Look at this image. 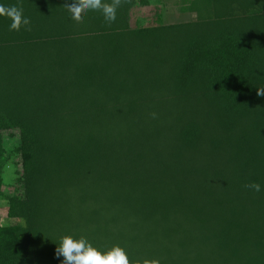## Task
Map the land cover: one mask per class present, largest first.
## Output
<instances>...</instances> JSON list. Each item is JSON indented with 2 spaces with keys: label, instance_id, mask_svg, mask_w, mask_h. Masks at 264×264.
I'll use <instances>...</instances> for the list:
<instances>
[{
  "label": "trees",
  "instance_id": "trees-1",
  "mask_svg": "<svg viewBox=\"0 0 264 264\" xmlns=\"http://www.w3.org/2000/svg\"><path fill=\"white\" fill-rule=\"evenodd\" d=\"M73 2L0 0L30 18L0 15V264H61L69 233L129 264H264V0L136 26L151 0Z\"/></svg>",
  "mask_w": 264,
  "mask_h": 264
},
{
  "label": "clouds",
  "instance_id": "clouds-1",
  "mask_svg": "<svg viewBox=\"0 0 264 264\" xmlns=\"http://www.w3.org/2000/svg\"><path fill=\"white\" fill-rule=\"evenodd\" d=\"M118 2L119 0H112V3H102V0H74L67 7L75 20L82 18V11L101 10L105 20L112 22L116 19ZM23 13L22 7L0 5V15L11 19L9 28L12 30H20L22 25L30 24V18ZM258 94H264V89H259ZM246 187L256 192L262 190V185L257 182L249 183ZM57 244V255L63 257L61 264H129L125 249L119 245L104 250L94 246L84 236H74L71 233L62 236Z\"/></svg>",
  "mask_w": 264,
  "mask_h": 264
},
{
  "label": "rangeland",
  "instance_id": "rangeland-1",
  "mask_svg": "<svg viewBox=\"0 0 264 264\" xmlns=\"http://www.w3.org/2000/svg\"><path fill=\"white\" fill-rule=\"evenodd\" d=\"M159 0H151V2L148 5L143 6H136L132 11V19L131 23L136 25H149L152 23H155L158 19V11L159 7L158 5ZM168 7H164V16L163 21L165 23H171V22H177L182 21L190 18H194L195 14H189L182 10L180 4L177 3H169ZM8 145L14 144L13 141H8ZM16 174L13 171V169L10 167L9 169L5 170V180L6 182H10L15 180ZM1 214H2V221L4 223H11L10 220H8L6 214V203L1 204ZM15 221V220H14Z\"/></svg>",
  "mask_w": 264,
  "mask_h": 264
}]
</instances>
